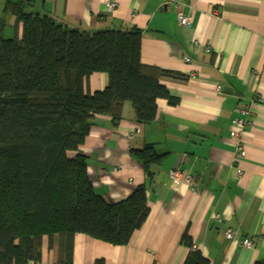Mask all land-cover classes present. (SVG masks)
Listing matches in <instances>:
<instances>
[{
	"label": "crops",
	"instance_id": "obj_1",
	"mask_svg": "<svg viewBox=\"0 0 264 264\" xmlns=\"http://www.w3.org/2000/svg\"><path fill=\"white\" fill-rule=\"evenodd\" d=\"M12 1L70 29L136 27L141 63L187 78L160 80L177 102L157 99L150 123L135 121L130 102L117 125L109 116H94L77 152L94 191L106 201L120 202L145 186L148 216L129 242L116 246L77 233L68 263L67 242L65 247L58 234L44 236L40 260L28 264H184L189 254L206 264H264V0H181L180 6L163 0ZM4 2L1 35L20 38L22 24L3 14ZM109 2L116 3L112 13L106 12ZM178 12L190 16L189 26L178 24ZM107 83L106 73H92L84 89L92 94ZM245 109L250 124L237 159L231 120L243 118L239 111ZM144 147L162 155L149 166L150 178L133 154ZM172 170L191 181L174 186ZM184 234L190 246L181 242Z\"/></svg>",
	"mask_w": 264,
	"mask_h": 264
},
{
	"label": "trees",
	"instance_id": "obj_2",
	"mask_svg": "<svg viewBox=\"0 0 264 264\" xmlns=\"http://www.w3.org/2000/svg\"><path fill=\"white\" fill-rule=\"evenodd\" d=\"M2 12L22 24V33L5 39L0 31V264L38 262L42 238L55 234L67 242L68 263L77 233L126 245L148 216L145 186L108 202L94 191L77 152L94 116H109L117 125L130 102L135 121L150 123L157 99L177 102L160 80L185 82L186 76L144 66L136 27L70 29L12 0ZM96 72L106 73L108 83L88 94L84 83ZM133 152L150 178L149 166L162 155L152 147ZM181 242L190 246L186 234ZM184 264L206 262L189 254Z\"/></svg>",
	"mask_w": 264,
	"mask_h": 264
},
{
	"label": "built area",
	"instance_id": "obj_3",
	"mask_svg": "<svg viewBox=\"0 0 264 264\" xmlns=\"http://www.w3.org/2000/svg\"><path fill=\"white\" fill-rule=\"evenodd\" d=\"M163 4L165 5H174V6H180L181 4V0H163ZM116 8V3L115 2H109L106 5V12L108 13H112ZM177 17V22L180 26H189L190 24V16L188 15H184L183 13L178 12L176 14ZM208 51V50H207ZM186 62L189 61V59L185 60ZM239 113H241V115L243 116V118H234L231 120V137L234 139L235 141V149L237 152L236 158L239 159L243 156V147L240 143V138L243 135L244 132V127L248 126L250 124L249 122V110L245 109L242 111H239ZM241 116V117H242ZM239 174L241 173L240 170L237 171ZM170 178L172 180V183L174 186H177L180 183H189L191 181V178L184 172L178 171V170H172L170 173ZM213 219L215 221H220V216L215 214L213 215ZM232 236L231 230L227 229L225 231V237L227 239H230ZM243 245H245L246 247H251L252 246V242L249 240H245L242 242ZM193 248H195V246H192Z\"/></svg>",
	"mask_w": 264,
	"mask_h": 264
},
{
	"label": "rangeland",
	"instance_id": "obj_4",
	"mask_svg": "<svg viewBox=\"0 0 264 264\" xmlns=\"http://www.w3.org/2000/svg\"><path fill=\"white\" fill-rule=\"evenodd\" d=\"M6 36H4V38H5Z\"/></svg>",
	"mask_w": 264,
	"mask_h": 264
}]
</instances>
